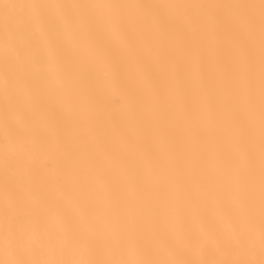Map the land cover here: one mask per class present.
<instances>
[{"label":"snow or ice","instance_id":"6c2138e0","mask_svg":"<svg viewBox=\"0 0 264 264\" xmlns=\"http://www.w3.org/2000/svg\"><path fill=\"white\" fill-rule=\"evenodd\" d=\"M0 264H264V0H0Z\"/></svg>","mask_w":264,"mask_h":264}]
</instances>
